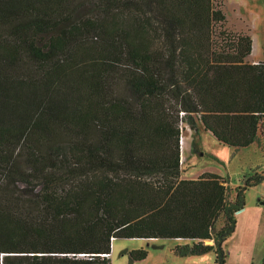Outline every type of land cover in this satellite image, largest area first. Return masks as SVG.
I'll list each match as a JSON object with an SVG mask.
<instances>
[{
  "label": "trees",
  "instance_id": "1",
  "mask_svg": "<svg viewBox=\"0 0 264 264\" xmlns=\"http://www.w3.org/2000/svg\"><path fill=\"white\" fill-rule=\"evenodd\" d=\"M225 22L214 0H0V264H111L116 239L227 264L264 169L183 179L179 146L182 121L264 148V60L216 46Z\"/></svg>",
  "mask_w": 264,
  "mask_h": 264
},
{
  "label": "rangeland",
  "instance_id": "2",
  "mask_svg": "<svg viewBox=\"0 0 264 264\" xmlns=\"http://www.w3.org/2000/svg\"><path fill=\"white\" fill-rule=\"evenodd\" d=\"M215 8L226 15L223 25L215 26L216 46L230 36L244 33L253 41L250 62L264 60V0H214ZM176 115L175 105L169 108ZM185 115V114H181ZM181 120V116H180ZM195 132L180 122L181 170L183 179H198L205 173L225 179L231 188L244 184L246 178L264 169V148L254 144L233 149L218 142L204 131ZM235 234L225 244L227 264H262L264 259V183L246 194V207L237 216ZM191 245L178 239H116L112 244L111 264H130L129 253L144 249L147 258L134 264H215L214 252L201 256L181 257L174 249ZM211 244V242H209Z\"/></svg>",
  "mask_w": 264,
  "mask_h": 264
},
{
  "label": "crops",
  "instance_id": "3",
  "mask_svg": "<svg viewBox=\"0 0 264 264\" xmlns=\"http://www.w3.org/2000/svg\"><path fill=\"white\" fill-rule=\"evenodd\" d=\"M254 62H258V61H253V62H251V63H254Z\"/></svg>",
  "mask_w": 264,
  "mask_h": 264
}]
</instances>
